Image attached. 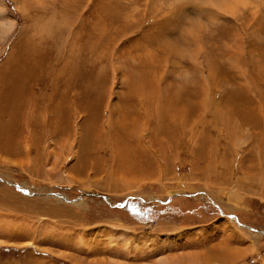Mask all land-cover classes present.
I'll return each instance as SVG.
<instances>
[{"label": "rangeland", "instance_id": "374dc122", "mask_svg": "<svg viewBox=\"0 0 264 264\" xmlns=\"http://www.w3.org/2000/svg\"><path fill=\"white\" fill-rule=\"evenodd\" d=\"M0 264H264V0H0Z\"/></svg>", "mask_w": 264, "mask_h": 264}, {"label": "bare ground", "instance_id": "6f19581e", "mask_svg": "<svg viewBox=\"0 0 264 264\" xmlns=\"http://www.w3.org/2000/svg\"><path fill=\"white\" fill-rule=\"evenodd\" d=\"M5 27L8 28V32H10L13 29V26L12 25H10V26H4L3 27V32H4Z\"/></svg>", "mask_w": 264, "mask_h": 264}]
</instances>
